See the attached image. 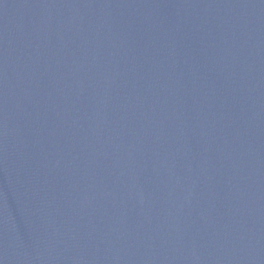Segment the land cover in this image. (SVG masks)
<instances>
[{"label":"water","instance_id":"1","mask_svg":"<svg viewBox=\"0 0 264 264\" xmlns=\"http://www.w3.org/2000/svg\"><path fill=\"white\" fill-rule=\"evenodd\" d=\"M0 264H264V0H0Z\"/></svg>","mask_w":264,"mask_h":264}]
</instances>
